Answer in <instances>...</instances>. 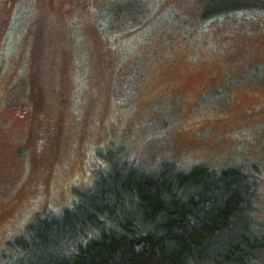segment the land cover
<instances>
[{
	"label": "rangeland",
	"instance_id": "rangeland-1",
	"mask_svg": "<svg viewBox=\"0 0 264 264\" xmlns=\"http://www.w3.org/2000/svg\"><path fill=\"white\" fill-rule=\"evenodd\" d=\"M213 1L0 0V264L118 146L253 171L264 217V0Z\"/></svg>",
	"mask_w": 264,
	"mask_h": 264
},
{
	"label": "trees",
	"instance_id": "trees-1",
	"mask_svg": "<svg viewBox=\"0 0 264 264\" xmlns=\"http://www.w3.org/2000/svg\"><path fill=\"white\" fill-rule=\"evenodd\" d=\"M214 0L230 12L255 3ZM243 5L237 6L239 3ZM213 10V11H214ZM213 17V16H212ZM203 18L207 21L210 18ZM36 116V115H35ZM34 116L37 146L45 131ZM75 189L77 197L38 218L1 264H256L264 257L261 179L244 167L144 163L123 146ZM77 190V191H76Z\"/></svg>",
	"mask_w": 264,
	"mask_h": 264
},
{
	"label": "flooded vegetation",
	"instance_id": "flooded-vegetation-1",
	"mask_svg": "<svg viewBox=\"0 0 264 264\" xmlns=\"http://www.w3.org/2000/svg\"><path fill=\"white\" fill-rule=\"evenodd\" d=\"M5 211V210H4ZM7 211V210H6Z\"/></svg>",
	"mask_w": 264,
	"mask_h": 264
}]
</instances>
